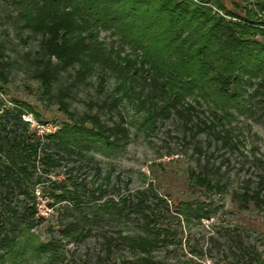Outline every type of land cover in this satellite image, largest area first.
Here are the masks:
<instances>
[{"label": "trees", "instance_id": "1", "mask_svg": "<svg viewBox=\"0 0 264 264\" xmlns=\"http://www.w3.org/2000/svg\"><path fill=\"white\" fill-rule=\"evenodd\" d=\"M13 1L22 7V26L40 37L33 78L44 93H50L59 74L68 69L77 79L94 73L99 90L108 79L114 84L96 111L87 103L88 110L80 114L68 109L66 90L58 89L56 103L64 120L43 138L26 135L28 123L22 115L29 112L38 119L27 105L14 104L0 113V264H22L27 251L44 257L47 264L61 262L58 240H40L31 232L41 220L34 215V204L16 197L28 196V185L41 182L32 181L36 162L47 177L67 159L91 164L92 151L124 147L129 131L119 107L125 102L144 111L146 124L173 117L188 139L203 134L231 151L239 143L231 120L245 115L257 122L264 119V0L252 3L261 18L250 9L242 16L226 11L219 0ZM211 4L224 13L212 11ZM99 32L112 37L109 44L99 39ZM0 82H6L1 71ZM102 111L114 113L117 120L108 124L100 117ZM251 167L255 180L246 179L240 190L232 191V199L241 211L264 213V163L253 158ZM67 177V185L50 182L47 193L49 206L63 204L60 214H68L59 224L60 238L78 243L96 237L100 248L92 264H162L152 256L168 237L161 223L162 199L152 195L150 200L138 191L133 197L101 200L108 175L90 191L80 180ZM187 177L205 193L224 188L205 171L189 170ZM176 211L196 219H209L213 212L198 201H184ZM127 224L137 231L123 230ZM244 241L227 231L229 250H236L242 264H264L256 248Z\"/></svg>", "mask_w": 264, "mask_h": 264}, {"label": "rangeland", "instance_id": "2", "mask_svg": "<svg viewBox=\"0 0 264 264\" xmlns=\"http://www.w3.org/2000/svg\"><path fill=\"white\" fill-rule=\"evenodd\" d=\"M219 2L226 11L239 16L243 15L244 9H250L256 17L261 18L257 8L252 7L253 0ZM211 5L212 11H217L216 6ZM21 8L13 0H0V71L6 78L5 84L0 82V113L14 107V104L27 105L37 112L38 119L29 112L22 115V120L28 123L26 135L43 138L41 130L52 133L64 120L56 103L58 89L66 90L68 109L80 114L88 110L87 103L91 106L90 111H96L97 105L110 97L114 83L108 79L104 88L99 90L94 73L77 79L73 69H68L59 74L51 92L44 93L33 78L36 68L34 60L40 55V37L22 26L23 19L18 15ZM218 13L222 15L224 12ZM253 33L252 37L259 40L260 35L255 31ZM98 37L106 44L112 40L107 32H99ZM253 88L249 87L248 92L251 93ZM119 112L129 131L124 147L114 151H92L91 164L67 159L59 167L51 169L47 177L41 174L40 164L36 162L31 169L32 181L38 179L41 182L33 188L28 185V196L20 194L16 197L18 202H27L28 205L32 202L35 217H41L31 232L40 240H58L62 260L60 262L58 259L54 264H92L100 248L99 240L94 236L78 243L59 237V224L68 219V214H60L63 204H55L52 209L47 193L51 190L50 182L67 185L70 180H67V175L83 182L89 191L102 184V178L108 175V181L102 185L104 192L101 200L111 198L116 201L127 195L133 197L138 191H144L150 200H154L152 195L162 199L164 204L159 205L163 213L161 223L168 229V237L165 246H158L152 253L153 258L162 264H242L236 250H229L227 231L230 235L239 234L246 244L256 248L264 260V213L239 210L231 195L232 191L240 190L246 179L255 180L251 167L253 158L264 163V119L257 122L245 115L231 120L230 127L239 141L237 149L231 151L218 148L203 134L188 139L180 123L173 117L156 121L151 126L143 122L142 109L136 110L125 102L119 107ZM100 117L108 124L117 120L114 113L106 111L100 112ZM40 124L46 126L41 128ZM40 147L41 144L37 149L38 154ZM198 150L200 153H197ZM189 170L205 171L224 188L220 193L201 191L188 179ZM184 201L206 204L213 211L210 218H184L176 211ZM122 229L137 231L133 224H127ZM21 263L47 264L44 257H36L30 251L26 252Z\"/></svg>", "mask_w": 264, "mask_h": 264}, {"label": "built area", "instance_id": "3", "mask_svg": "<svg viewBox=\"0 0 264 264\" xmlns=\"http://www.w3.org/2000/svg\"><path fill=\"white\" fill-rule=\"evenodd\" d=\"M45 126H46L45 124H40V127H41V128H42V127H45ZM52 127H53V126H52ZM54 128H55V127H54ZM46 131H47V129H46ZM47 132H48V131H47ZM47 132H42V130H41L40 133H41V135H42V133H43V134H46ZM41 135H40V136H41Z\"/></svg>", "mask_w": 264, "mask_h": 264}]
</instances>
